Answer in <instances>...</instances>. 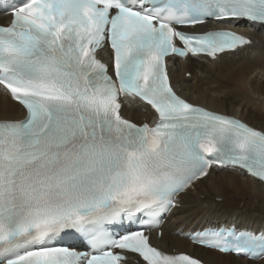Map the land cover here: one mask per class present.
<instances>
[{
	"label": "snow or ice",
	"instance_id": "1",
	"mask_svg": "<svg viewBox=\"0 0 264 264\" xmlns=\"http://www.w3.org/2000/svg\"><path fill=\"white\" fill-rule=\"evenodd\" d=\"M12 15L0 26V86L26 115L0 119V264H121L125 252L202 264L153 246L144 228L155 225L137 222L158 220L213 167L264 182V127L178 95L166 57L251 45L228 28L184 29L208 19L264 28V0H25ZM106 46L110 64L97 58ZM128 98L155 123L125 118ZM114 223L129 227H105ZM209 246L264 256V237L248 234Z\"/></svg>",
	"mask_w": 264,
	"mask_h": 264
},
{
	"label": "bare ground",
	"instance_id": "2",
	"mask_svg": "<svg viewBox=\"0 0 264 264\" xmlns=\"http://www.w3.org/2000/svg\"><path fill=\"white\" fill-rule=\"evenodd\" d=\"M9 16L0 14V22ZM229 27L249 37L251 45L240 46L217 58L170 56V79L176 91L194 104L237 116L257 128L264 127V28L251 23L220 24L211 21L200 31ZM104 57V51H99ZM188 72L189 76L185 77ZM22 107L0 86V119H21ZM122 115L134 123H152L154 113L137 99L128 98ZM217 198H219L217 200ZM234 223L237 229L264 234V184L239 168L213 167L206 178L195 181L177 196V205L165 216L160 236L152 241L168 254L189 253L206 264H264V256L253 260L223 254L191 244L184 234ZM143 264L132 257L123 264Z\"/></svg>",
	"mask_w": 264,
	"mask_h": 264
},
{
	"label": "rangeland",
	"instance_id": "3",
	"mask_svg": "<svg viewBox=\"0 0 264 264\" xmlns=\"http://www.w3.org/2000/svg\"><path fill=\"white\" fill-rule=\"evenodd\" d=\"M186 74H188V72H187ZM186 74H185V77H188ZM218 199H219V198H217V200H218Z\"/></svg>",
	"mask_w": 264,
	"mask_h": 264
}]
</instances>
